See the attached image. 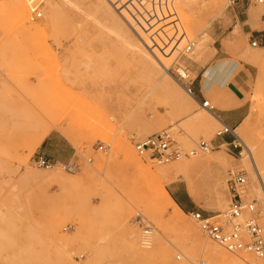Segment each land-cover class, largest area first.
I'll return each instance as SVG.
<instances>
[{"label": "rangeland", "instance_id": "1", "mask_svg": "<svg viewBox=\"0 0 264 264\" xmlns=\"http://www.w3.org/2000/svg\"><path fill=\"white\" fill-rule=\"evenodd\" d=\"M71 1L75 9L63 0H0V264H210L202 249L214 246L264 264L225 251L190 215L226 212L228 174L243 171L242 198L256 201L264 237L263 131L238 128L236 148L214 146L219 122L185 92L223 76L229 62L247 65L255 83L246 122L263 127L264 3ZM204 96L219 108L224 91L214 86ZM162 131L183 151L201 141L211 149L162 165L141 158L134 145ZM51 133L69 143L71 171L33 163ZM133 153L152 169L185 164L157 180L199 233L194 256L184 252L182 233L160 225L170 211L152 207L149 191L160 185L139 175Z\"/></svg>", "mask_w": 264, "mask_h": 264}, {"label": "built area", "instance_id": "2", "mask_svg": "<svg viewBox=\"0 0 264 264\" xmlns=\"http://www.w3.org/2000/svg\"><path fill=\"white\" fill-rule=\"evenodd\" d=\"M262 3H264V0H228V5L231 8H244L251 4ZM36 17H39V14H36ZM191 46H188V50L189 48L191 49ZM251 46L257 47V42L253 41ZM185 90L187 94L193 96L190 84ZM200 103L208 111L213 110V107L209 106L207 100L203 99ZM219 124L221 127L216 133V138L234 135L232 128L221 122ZM232 146L236 148L235 145L232 144ZM98 149L101 150L102 147L100 146ZM134 149L141 158L162 165L194 156L200 152H208L211 147L201 141L192 149L183 151L171 132L162 131L137 142L134 145ZM33 163L37 167L44 169L51 168L56 164L41 154L33 159ZM73 166L71 163L64 164V168L69 171L73 169ZM244 185L245 173L243 171L229 172L226 181L229 196L228 210L223 214L214 216L205 215L199 211H194L190 215L200 232L225 251L231 254L243 251L264 260V237L262 235V228L256 222V216L259 212L256 209V201L243 200L242 192ZM151 232L152 229L150 227H144L142 245L145 247L149 246Z\"/></svg>", "mask_w": 264, "mask_h": 264}, {"label": "crops", "instance_id": "3", "mask_svg": "<svg viewBox=\"0 0 264 264\" xmlns=\"http://www.w3.org/2000/svg\"><path fill=\"white\" fill-rule=\"evenodd\" d=\"M224 71L225 74L223 76L218 74L211 79L205 78L203 84L201 80L192 83L191 88L194 100L197 103H200L203 99L206 100L204 94L209 93L216 86L219 90L224 91V97L220 102V107L213 108L212 110L217 121L227 125L234 131L241 128L242 135L244 134V129L246 130V135H249L247 131H251L252 129L262 130L264 135V123L262 124L263 127H258L261 125L256 123L248 124L246 122L251 113V104L246 97L251 96L255 83L251 69L244 64L236 65L235 63L229 62L226 64ZM252 125L256 127H249ZM234 135H225L222 138H216L212 141V144L214 146H220L222 144L228 146L234 145V138H237L235 132ZM39 145L41 154L52 162L56 164L71 162L72 150L69 143L58 133L49 134ZM259 161L264 165V156L261 159L259 157ZM173 200L180 208H184V204L179 198L173 196Z\"/></svg>", "mask_w": 264, "mask_h": 264}, {"label": "bare ground", "instance_id": "4", "mask_svg": "<svg viewBox=\"0 0 264 264\" xmlns=\"http://www.w3.org/2000/svg\"><path fill=\"white\" fill-rule=\"evenodd\" d=\"M63 2L65 3V5L67 4L69 8L70 7L72 9L76 8L74 1L63 0ZM217 3H218L219 8H224L226 1L225 0H217ZM39 16H40V14H39ZM116 37L119 38L118 35H116ZM144 48L147 49L145 47V45H144ZM259 49H261V48H259ZM259 49H257V50H259ZM186 51H189L188 47L186 48ZM139 54L142 56V58L145 62H148L150 60L149 55H147L145 52L139 51ZM160 69L166 70L167 68L162 67ZM177 75L181 79L187 78V75L184 73V71H178ZM180 89H181V87H180ZM189 96L191 98H193V96H191V95H189ZM197 105H199V107L201 109H203V106L201 105V103H197ZM203 110H206V109H203ZM202 117H204V116H202ZM210 117L212 119L211 121H217L216 117H214L213 114H211V116H209V118ZM197 118L199 119V121H201V123H203V121H204L203 118H200L199 116H197ZM42 138L43 137H41L39 139L38 144L42 140ZM131 161L134 164V166L140 172L142 171L140 174L138 173L140 176L144 175L145 180H147V179L152 180L153 178H155V180H156L155 182H157L159 185H160V183L158 182V180L160 181L161 179H164L165 177L169 178L171 175H173L176 172H178L179 170L183 169V167L185 165V164L184 165L178 164L176 166H169L167 169L165 168L164 170L162 168H153L152 169L150 166L143 165L134 153L131 157ZM149 192H150V200L149 201H150L153 208H155L160 213L170 211L169 216H167V218L165 220H163V221L160 220V222H161L160 225L161 226L162 225L163 226H166V225L170 226V227L176 229L177 231H179L180 233H182L183 234V240H184L183 241L184 252L187 255L194 256L195 246L197 247V244H196L197 240L196 239L199 238V233H198L197 229L195 228V226L190 222V220H187L185 218V213L183 212V210L174 202V200L171 198V196L164 190L162 185H160L158 187L157 191H155L153 189V191L150 190ZM192 196L194 197L193 194H192ZM218 207H221L220 204H218ZM155 245H157L158 248L160 247V240L159 239H155ZM202 251H203L205 257L207 258V260L209 261L210 264H263L262 262H255L254 260H252L249 257H246V258L244 257L246 262L243 263V262L237 260L236 258L229 256L223 250L219 249L216 246L203 248Z\"/></svg>", "mask_w": 264, "mask_h": 264}]
</instances>
